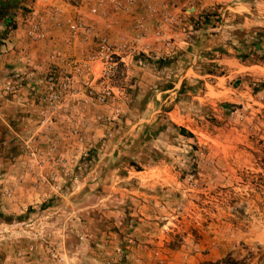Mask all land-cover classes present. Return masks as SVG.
<instances>
[{"label":"rangeland","instance_id":"1","mask_svg":"<svg viewBox=\"0 0 264 264\" xmlns=\"http://www.w3.org/2000/svg\"><path fill=\"white\" fill-rule=\"evenodd\" d=\"M105 12L0 0V264H264V0L170 9L164 55Z\"/></svg>","mask_w":264,"mask_h":264},{"label":"crops","instance_id":"2","mask_svg":"<svg viewBox=\"0 0 264 264\" xmlns=\"http://www.w3.org/2000/svg\"><path fill=\"white\" fill-rule=\"evenodd\" d=\"M110 1V0H107ZM105 1L102 6L106 11V14H111L120 18L119 20H109L108 23L103 24L101 33H107L110 35L117 34L119 36H124L128 34L137 33L136 28L140 24H144L149 28L150 34L148 39H144L140 42V45L145 46L149 50H155L159 55L169 54V10L172 9L173 12H180L184 5L193 1V0H154V7L157 9L156 14L151 15L149 13V6L144 4L134 5L133 7H126L124 3L126 0H121L123 2L121 7H115ZM205 3L212 0H200ZM56 12L59 20L65 19V15L61 11H54L50 8L43 9L45 21L53 22L52 15ZM63 17V18H62ZM53 24V23H52ZM54 28V26H53ZM101 28V26H100ZM115 30L116 33L112 32ZM162 32L163 39L156 37V32ZM139 32V31H138ZM114 33V34H113ZM24 41L21 42L18 46L22 47ZM23 48H28L25 46ZM43 48V46L39 47ZM13 58L10 56L8 62H13ZM2 63V62H0Z\"/></svg>","mask_w":264,"mask_h":264},{"label":"built area","instance_id":"3","mask_svg":"<svg viewBox=\"0 0 264 264\" xmlns=\"http://www.w3.org/2000/svg\"><path fill=\"white\" fill-rule=\"evenodd\" d=\"M63 4H68V5H73L77 6L79 3H82L84 0H60ZM106 0H87V2L91 3H97L99 6H103L104 2ZM126 5L133 6L136 4H144L149 6V13L151 15L156 14L157 9L154 7V0H126ZM96 4H91L92 7V13H97V9L94 7ZM120 6V4H119ZM118 6V7H119ZM52 19L56 22L58 21V16L57 13L54 12L52 15ZM42 21L43 19L40 17H37L36 13H31L30 17L28 18L27 22L29 25V31L28 34L31 36L32 39H42L45 37L44 32L41 29L42 26ZM57 25H60V23H57ZM70 30L73 32L75 35H77L80 32H90V29L85 28L82 24L78 23H71L70 25ZM138 30L140 31V35L137 37V39L134 42L135 47L140 46V42L144 40L148 34H149V28L145 26L144 24H140L138 26ZM156 37L160 38L162 37V32H156L155 33ZM143 46V45H142ZM126 45L123 43L113 44L111 41L108 39L106 36H102L98 40V51L95 55V60H99L102 62L103 66L105 67L104 73L108 76H112L116 71L119 62H122L123 59L116 57L119 56L117 52L122 51ZM144 47V46H143ZM146 49V48H145ZM55 78L54 77H49L48 78V83L49 84H54ZM67 83H70V80H67ZM18 82H8L5 85V92L6 93H14L18 90Z\"/></svg>","mask_w":264,"mask_h":264},{"label":"trees","instance_id":"4","mask_svg":"<svg viewBox=\"0 0 264 264\" xmlns=\"http://www.w3.org/2000/svg\"><path fill=\"white\" fill-rule=\"evenodd\" d=\"M203 264H241V263H238L235 260L228 258L223 261L216 262V263H203Z\"/></svg>","mask_w":264,"mask_h":264}]
</instances>
